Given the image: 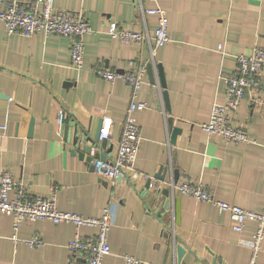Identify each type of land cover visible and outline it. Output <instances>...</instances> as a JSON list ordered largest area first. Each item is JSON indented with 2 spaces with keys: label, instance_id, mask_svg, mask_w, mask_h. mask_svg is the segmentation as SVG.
<instances>
[{
  "label": "crops",
  "instance_id": "obj_1",
  "mask_svg": "<svg viewBox=\"0 0 264 264\" xmlns=\"http://www.w3.org/2000/svg\"><path fill=\"white\" fill-rule=\"evenodd\" d=\"M141 1L146 8L155 4ZM156 3L166 11L169 40L151 56L147 41L125 43L107 33V23L113 21L151 38L156 16L142 13L139 0H54L58 10L82 12L92 28L83 38L80 68L71 64L68 38L7 34L0 21V169H8L32 196L54 195L60 210L99 216L110 204V252L102 264H124V254L142 264H248L255 223L247 221L237 232L225 211L171 189L170 183L201 182L219 200L264 209V67L260 90L246 93L231 116L252 142H224L200 127L212 102L224 100L236 56L249 54L254 46L264 48V0ZM147 63H152L156 82V65L162 67L169 110L160 93L154 103L146 71L137 97L146 108L134 112L141 135L135 171L111 182L70 152L56 115L62 109L65 125L86 128L91 136L99 123L103 126L102 116L111 117L106 146L99 148L104 160H111L131 90L121 79L109 82L95 70L123 71ZM168 117L180 128L173 143ZM163 189L168 190L166 209ZM12 226L13 216L0 212V264H66L68 240L95 231L66 222L23 221L16 237L38 234L43 241L30 247L12 238ZM176 245L184 249L179 261ZM257 264H264V237Z\"/></svg>",
  "mask_w": 264,
  "mask_h": 264
},
{
  "label": "built area",
  "instance_id": "obj_2",
  "mask_svg": "<svg viewBox=\"0 0 264 264\" xmlns=\"http://www.w3.org/2000/svg\"><path fill=\"white\" fill-rule=\"evenodd\" d=\"M151 7H144L139 0V10L142 13L156 16V25L150 36L144 31H135L119 26L116 22L107 23V33L111 38L125 43H149L150 55L154 56L158 47L169 40L167 26L168 18L164 8L156 3ZM0 21L7 34L32 36L37 32L44 35L57 34L69 39L70 60L75 68H80L84 56V36L92 31L83 13L69 10H58L54 7V0H0ZM264 48L254 46L249 54L236 56V68L226 80L227 85L222 102L214 101L211 104L208 119L200 123V127L208 134L218 135L224 142L244 144L252 142L248 132L235 126L231 122L232 114L237 110L240 101L248 92L260 90L263 81ZM96 74L101 78L113 82L119 78L131 90V99L125 110L121 134L117 143L116 153L111 160H94V170L113 182L120 177L130 175L135 171V162L139 151L141 135L136 123L134 112L146 108V102L139 100L138 92L146 74L145 64L134 69L123 71L97 68ZM64 112L59 109L56 115L58 125H61ZM112 118L102 116L103 126L100 128L99 138H107ZM4 126H0L3 129ZM171 189H177L198 201H207L214 204L219 211H225L230 220V226L241 232L247 221L255 223V230L250 240V254L248 264H257L264 237V209L255 211L242 206L219 200L201 182L193 183L188 180H179L170 183ZM54 195L32 196L25 185L16 182L8 169H0V212L13 216L12 238L21 241L30 247L43 244L41 237L36 234L30 238L16 237V231L23 221L50 220L52 222L71 223L75 227L88 226L95 229L91 236L82 237L79 234L68 240L66 248L68 259L66 264H102L105 255L110 252L108 235L113 223L114 212L110 204L102 208L99 216H83L75 212L60 210L55 203ZM171 226L174 221L171 220ZM124 264H142L137 257L122 255ZM158 264V263H151ZM214 264H221L215 261Z\"/></svg>",
  "mask_w": 264,
  "mask_h": 264
},
{
  "label": "water",
  "instance_id": "obj_3",
  "mask_svg": "<svg viewBox=\"0 0 264 264\" xmlns=\"http://www.w3.org/2000/svg\"><path fill=\"white\" fill-rule=\"evenodd\" d=\"M156 68H157V73H158V82L154 80L153 71H152L153 70L152 63H147L146 65L147 75L152 85L151 90H152L154 103L155 104L158 103V95L160 93L164 107L167 110H169L168 93H167V90L165 89V80H164L162 67L160 66V64H157ZM160 88H163L161 92H159ZM64 119L65 118H63V122L60 125V134L65 139V142L71 145L70 152L72 154H76L80 159H84L85 161L90 163L91 168H94L93 166L94 160H104L105 159V154L99 151V148H105L106 146V138L99 139L101 124L99 123L96 129V132L94 133L93 136H91L88 133V130L86 128L78 129L76 125L75 126L65 125ZM167 121H168L169 127L172 128V132L170 135V141L171 143H173L175 134L180 132V128L176 126H172L171 117H168ZM94 149H95V152L92 153V150ZM163 174H164V171L162 172L161 175ZM173 175H174L173 180L175 182L177 180V170L176 169L173 170ZM159 177H162V176H159ZM146 185L148 186V182ZM161 193L165 197L163 208L166 209L169 205L168 190L163 189ZM175 211H176V220L178 221L177 207ZM183 252H184V249L180 245H176L177 261H179V257Z\"/></svg>",
  "mask_w": 264,
  "mask_h": 264
}]
</instances>
